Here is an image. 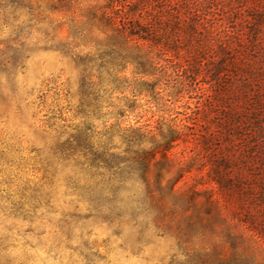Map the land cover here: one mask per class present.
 <instances>
[{"label": "rangeland", "instance_id": "374dc122", "mask_svg": "<svg viewBox=\"0 0 264 264\" xmlns=\"http://www.w3.org/2000/svg\"><path fill=\"white\" fill-rule=\"evenodd\" d=\"M131 1L0 0V264H264V0H146L124 42ZM129 128L190 172L121 182Z\"/></svg>", "mask_w": 264, "mask_h": 264}, {"label": "trees", "instance_id": "16d2710c", "mask_svg": "<svg viewBox=\"0 0 264 264\" xmlns=\"http://www.w3.org/2000/svg\"><path fill=\"white\" fill-rule=\"evenodd\" d=\"M146 0H132L127 8L122 10V14L118 16L121 23L118 25L115 21V14L112 16L107 13H102L101 17L110 27L112 37L121 39L124 42L132 39H143L147 38L152 34V26L144 24L141 18H137V15L142 9V6L146 4ZM123 140L126 143V150L124 151V157L117 158V155L108 154L105 150L99 154L97 159L103 163H107L108 169H115L117 175L121 182H124V174L127 176L133 175L134 172L139 173V177L144 184L147 185L148 177L147 173L153 167L154 180L159 186L164 180L165 175L169 174L170 177L167 179V183L171 184V189L181 181L185 173L190 172L192 162L182 161L176 166L174 164L173 158L170 156L169 152L177 145L179 142H185L190 139H195V136H190L189 134L181 131L175 130L174 128H169L166 131L157 130V133H151L145 129H127L123 131ZM107 135V134H106ZM147 140L150 143L148 149H134V146H138L141 141ZM206 141H203L205 144ZM158 154L159 158L156 159L155 155ZM117 156V157H116ZM119 159L118 163L111 164L110 161ZM102 159V160H101ZM97 160H94V162ZM216 167L214 170V178L211 180L215 181L218 185L229 186L232 180L217 166L225 168L227 165L226 159H220L217 162H212ZM114 165V166H112ZM122 165V166H121ZM173 170V171H172ZM172 171V172H171ZM171 173V174H170ZM143 201V200H142ZM110 205H114L113 201H109ZM145 202H141L144 205Z\"/></svg>", "mask_w": 264, "mask_h": 264}]
</instances>
